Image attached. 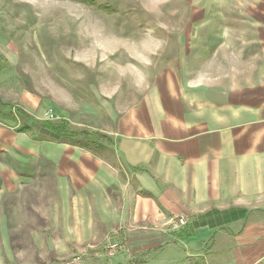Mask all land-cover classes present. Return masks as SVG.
Here are the masks:
<instances>
[{"label": "crops", "instance_id": "obj_1", "mask_svg": "<svg viewBox=\"0 0 264 264\" xmlns=\"http://www.w3.org/2000/svg\"><path fill=\"white\" fill-rule=\"evenodd\" d=\"M255 30L248 51L234 50L233 66L192 85L176 66L182 84L153 89L121 112L108 133L109 158L107 151L36 139L41 149L25 152L36 160L31 179L21 182L28 200L40 201L42 212L48 206V221L65 223V236L82 247L46 249L40 264L73 255L82 264H264V27ZM4 43L14 46L6 60L20 61L16 42ZM8 83L2 89L0 80L6 152L36 146L12 127L22 118L30 126L36 99L12 77ZM180 215L185 224L171 228ZM104 241L121 249L106 258Z\"/></svg>", "mask_w": 264, "mask_h": 264}, {"label": "rangeland", "instance_id": "obj_2", "mask_svg": "<svg viewBox=\"0 0 264 264\" xmlns=\"http://www.w3.org/2000/svg\"><path fill=\"white\" fill-rule=\"evenodd\" d=\"M256 25L264 27V0H0L2 89L12 77L36 99L22 132L36 146L0 151V264H40L46 249H82L65 223L48 221V206L42 212L28 200L22 183L36 160L25 152L41 149L36 139L98 142L106 148H93L109 158L108 133L121 112L153 89L182 84L179 67L192 85L233 66L234 50L248 51L258 38ZM5 38L17 44V63L5 58L14 48ZM46 110L57 118L45 119ZM10 179L20 187L9 190Z\"/></svg>", "mask_w": 264, "mask_h": 264}, {"label": "built area", "instance_id": "obj_3", "mask_svg": "<svg viewBox=\"0 0 264 264\" xmlns=\"http://www.w3.org/2000/svg\"><path fill=\"white\" fill-rule=\"evenodd\" d=\"M44 118L47 119V120H54L57 117H56V115L51 110H46L44 112ZM185 222H186L185 221V217L183 215H180V216L172 219L169 222V225H170L171 228L176 229V228L184 225ZM120 249H121V244L118 241H109L106 244V247H105V255L108 256V257H112ZM61 264H82V259H81V256L76 255V256H73L72 258L64 261Z\"/></svg>", "mask_w": 264, "mask_h": 264}, {"label": "trees", "instance_id": "obj_4", "mask_svg": "<svg viewBox=\"0 0 264 264\" xmlns=\"http://www.w3.org/2000/svg\"><path fill=\"white\" fill-rule=\"evenodd\" d=\"M76 1H80L86 4H93L95 2V0H76ZM30 129V126H22L21 128L18 129V131H27ZM63 142H67L73 145H78L80 147H83L85 149H94L93 146L98 147L99 144L97 142L94 141H89L91 144H86V143H82L79 141H67V140H63Z\"/></svg>", "mask_w": 264, "mask_h": 264}]
</instances>
